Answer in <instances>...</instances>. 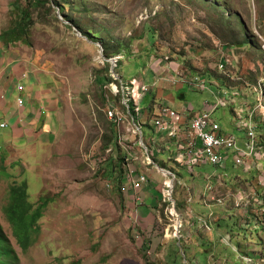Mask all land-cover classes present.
Here are the masks:
<instances>
[{"label":"rangeland","instance_id":"obj_1","mask_svg":"<svg viewBox=\"0 0 264 264\" xmlns=\"http://www.w3.org/2000/svg\"><path fill=\"white\" fill-rule=\"evenodd\" d=\"M13 1L0 0V33L16 24ZM36 2L44 5L37 8ZM21 5L31 8L25 40L7 45L20 48L21 57L35 64L45 80L43 89L51 90L60 103L47 145L36 140L9 151L0 147V236L15 251L17 264H173L175 256V264H189L190 250L183 258L184 245L175 236L173 206L163 201L164 182L169 178L153 166L142 165L150 184L136 210L117 189L118 154H105L114 141L102 92L110 68L100 62L97 44H103L104 57L123 50L114 72L124 80L135 76L148 82L158 69L151 61L169 56L176 66L227 84L231 81L226 72L216 70L219 45L236 44L239 68L229 69L231 80L237 82L246 71L255 80L262 64L256 30L263 33L260 8L264 0H27ZM207 98H211L207 92L160 84L144 99L142 108L153 99L157 104L164 99L176 108L192 104L201 111ZM223 118L224 129L232 131L234 115L227 111ZM2 119L0 113V123ZM142 129L148 142L154 139L147 126ZM7 133L8 129L0 128V137ZM132 154L142 160L139 150ZM168 156L155 152L161 166L178 174L173 197L178 201L176 212L183 217L181 235L187 245L198 236L191 251H213V260L207 258V264H241L230 248L210 245L214 237L219 241L217 237L228 232H241L242 252L264 256V204L259 203L264 187L257 186V177L229 169L233 175L223 178V183L214 180L208 190L205 175L215 172L214 166L199 167L192 176ZM22 182L33 208H43L39 232L26 251L16 243L3 211L10 186ZM241 192L250 197L247 209L235 207ZM209 207L217 209L209 229L187 214L192 208L195 218L208 223L209 214L203 215ZM254 221L260 222L258 231L248 227ZM238 238L234 237V244ZM195 258V264H204L200 253Z\"/></svg>","mask_w":264,"mask_h":264},{"label":"built area","instance_id":"obj_2","mask_svg":"<svg viewBox=\"0 0 264 264\" xmlns=\"http://www.w3.org/2000/svg\"><path fill=\"white\" fill-rule=\"evenodd\" d=\"M256 33L263 52L260 75L255 80L248 78V71L237 77L238 83L231 80L234 76H231L229 69L237 71L239 68L236 49L234 46H219L216 70L218 73L226 72L230 84L215 78L207 79L206 76L192 73L189 68L176 66L169 56L151 61L152 66L158 67L154 71L150 65V69L154 71L152 80L146 82L135 76L124 80L114 72L117 63L122 59L121 55L105 58L101 44H97L100 62L110 64L109 74L112 81L103 86V107L106 108V117L116 126V141L123 160L121 191L130 198L132 210L142 206L143 192L150 184L146 172L142 169V165H146L155 167L169 178L164 182L163 201L165 204H172L171 213L173 210L177 211L173 192L178 174L172 169L162 167L156 161V151L167 152L169 160L191 174H195L199 167L214 166L217 170L206 175L208 190H212L214 180L223 183V178L233 175L229 169H239L246 176L257 177V186L264 187V36L258 30ZM167 83L174 85L177 90L186 86L196 92H207L211 98L203 101L201 111H197L192 104L176 108L164 99L158 104L153 99L150 105L142 108L144 99L157 86ZM15 89L22 92L23 86L17 84ZM116 96H119V101L113 99ZM4 98L5 95L1 94V99ZM16 103L22 106L23 99L17 98ZM227 111L235 117L229 126L233 128L232 131L224 129L223 117ZM7 126L6 123L0 124V128ZM143 126H147L155 135L149 142L145 139ZM134 149L141 152L142 160L132 154ZM110 153L111 149L105 152L106 156ZM249 200L250 197L241 192L236 196L235 207L247 209ZM263 202L264 199H261L260 205H263ZM219 203L223 205L221 200ZM187 214L192 215L193 220L198 219V223L205 224L208 229L214 215L209 213L210 221L207 223L203 218H195L192 209ZM175 215V236L181 241L184 239L181 235L183 217L178 212ZM256 221L248 227H253L254 230L259 228L260 222ZM222 240L240 258L241 264H264V256L243 253L242 249L232 243L230 235L225 234ZM185 256L182 251V257Z\"/></svg>","mask_w":264,"mask_h":264},{"label":"crops","instance_id":"obj_3","mask_svg":"<svg viewBox=\"0 0 264 264\" xmlns=\"http://www.w3.org/2000/svg\"><path fill=\"white\" fill-rule=\"evenodd\" d=\"M260 14L264 18L263 7ZM3 47L0 43V113L1 123L8 125L1 129H8V133L0 137V147L9 151V147L17 149L36 140L46 144L52 138L53 116L58 113L60 102L51 90L43 89L45 80L41 79L35 64L21 57L20 48ZM17 84L23 86L22 92L16 91ZM1 94L5 95L4 99H1ZM17 98L23 99L22 106L17 105Z\"/></svg>","mask_w":264,"mask_h":264},{"label":"trees","instance_id":"obj_4","mask_svg":"<svg viewBox=\"0 0 264 264\" xmlns=\"http://www.w3.org/2000/svg\"><path fill=\"white\" fill-rule=\"evenodd\" d=\"M21 1L27 2V0H14L11 3L12 8H13L14 12L17 14L18 18H16V24L12 28L7 29V30L0 33V43L3 46H8L7 44H9L10 42L14 43V42H20V41L25 40L24 36L26 35V31L28 28L27 24L29 23V21H31V12H30L31 8H29L28 6L23 7L21 5ZM36 4H37L36 7L38 8L42 5H44V2H40V3L36 2ZM56 6L59 7V4H56ZM61 12L63 13L62 7H61ZM252 40H253V38H252ZM100 44L103 48V44L102 43H100ZM227 46L238 47V46H236V44H227ZM103 51H104V48H103ZM122 51L123 50H121V51L119 50L118 52H116L112 55H109L105 58H110V57H113L116 55H121ZM119 62L117 63V67L115 70H117ZM104 64H106L110 68V64L108 62H105ZM111 81H112V78L110 77V74H109L108 77L106 78V82H111ZM113 99H115L116 101H119V96H116ZM103 101L105 102L104 97H103ZM110 124L112 126L111 133H112V135H114V141H113L112 145L108 146V148L106 150L111 149V152H116L118 154V160L116 161V166H114L115 168L119 169V171L117 172L118 177H117V180L115 181V183L117 184L118 191H121L122 178H123V165H121V164H122L123 160H122L120 148H119L117 141H116V126L111 121H110ZM109 142H110V140H108L105 144L109 145L108 144ZM119 156H120V158H119ZM162 167H165V166H162ZM191 175L194 176L195 174H191ZM205 177H206V175H205ZM175 188H176V186H175ZM188 204H190L192 207V205L194 203L190 202ZM44 205L45 204H43L42 207H44ZM176 206H177V209L179 210L177 200H176ZM221 206H223V205H221ZM41 209H43V208L34 209L32 204L28 201L27 186H26L25 182H22L21 184H13L10 186L8 203L4 207L3 211H4V214L8 220L11 228H12V233H13V236L16 240V243L18 244V246L21 248L22 251H26L34 243V241L36 239V236L39 232L38 220L41 217V211H42ZM207 211H208V213L204 214L203 216H206L209 213L215 214V211H217V209L213 210V209H211V207H209ZM215 224H216V228H217V226H219V221ZM197 227H198V225H196L194 227V230ZM245 228H243V229L245 230ZM255 231H258V230L255 229ZM239 233L242 234L241 232H239ZM226 234L231 236L232 243H233L234 237L238 238L240 236V234H234V233H229V232ZM223 236L224 235L219 237V241L215 239L216 241L213 240L212 242H210V245L215 246L217 244H220V245L223 244L224 246H226L222 240ZM197 237L198 236L192 237V244L191 245H187L188 242L185 243L184 239L181 240V242L184 245V252H185V254L187 253V251H186L187 248H188V250H190V253L189 254L187 253V257L190 260L189 264H195V259H196L195 257H197V254H199V253L203 257L202 260H203L204 264H207V262H208L207 258L210 257V259L213 260V258H212L214 255V253H212L213 251L210 253V250L207 252V250H203L202 248L199 249V252H197V249L195 250V252H194V250L191 251V248L196 246L195 241H196ZM241 238H242V235L237 239L238 243H235V244L233 243L239 249H242V247H243V243L240 242ZM201 247H202V245H201ZM226 247H228V246H226ZM228 248H230V247H228ZM209 254L211 256H209ZM171 258H172L171 261L176 263V261H174V260H176V256L174 258L173 257H171ZM17 261H18V259H17L16 253L13 250V248L11 247V245L9 244V242L7 240L2 239L0 236V264H17ZM175 263H173V264H175Z\"/></svg>","mask_w":264,"mask_h":264},{"label":"bare ground","instance_id":"obj_5","mask_svg":"<svg viewBox=\"0 0 264 264\" xmlns=\"http://www.w3.org/2000/svg\"><path fill=\"white\" fill-rule=\"evenodd\" d=\"M173 214H175L176 213V210H173V212H172ZM166 232H168V231H166Z\"/></svg>","mask_w":264,"mask_h":264},{"label":"water","instance_id":"obj_6","mask_svg":"<svg viewBox=\"0 0 264 264\" xmlns=\"http://www.w3.org/2000/svg\"><path fill=\"white\" fill-rule=\"evenodd\" d=\"M98 46V45H97Z\"/></svg>","mask_w":264,"mask_h":264}]
</instances>
